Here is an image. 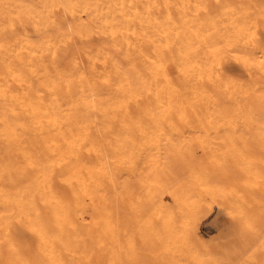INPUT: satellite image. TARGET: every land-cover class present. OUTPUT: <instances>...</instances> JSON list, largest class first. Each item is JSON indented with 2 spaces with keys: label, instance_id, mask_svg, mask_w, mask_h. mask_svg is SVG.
I'll use <instances>...</instances> for the list:
<instances>
[{
  "label": "bare ground",
  "instance_id": "1",
  "mask_svg": "<svg viewBox=\"0 0 264 264\" xmlns=\"http://www.w3.org/2000/svg\"><path fill=\"white\" fill-rule=\"evenodd\" d=\"M26 1L3 0L2 3L0 2V264H124L125 261L134 258L135 256H138V252L144 250V248L145 250L147 248L152 250L156 249L157 251L153 250V252L156 251L157 253L158 251H160V253H158L160 259H163L165 256L167 257L168 255L169 256L171 255V257H175L176 255L175 252H180L183 254H187V256H189L188 258L191 259L192 264H220L222 262L221 259L219 257L210 255L211 249H209L210 253H208V249L205 247L203 242H206V245L208 243L206 240L202 242L201 240L202 236L197 231V225L199 219L201 217H204L205 211L209 209L212 204L215 203L217 204L219 209L225 211L224 214L226 213L228 215H232L237 218L239 225L241 227V228L239 227L240 229H242L243 231L244 230L248 232L250 231V234L248 232L247 234L244 233V236L245 235L247 236L243 238V239H247L248 242H246L247 241L246 240L244 244L239 243L242 244L243 250L241 249L242 251L241 250L240 251L245 255V258H242L238 264H255V261L257 260L258 257L255 256L256 254L255 252L259 250L264 252L263 251L264 237L259 238L260 235L258 230H260V228L257 230L256 227L257 225L256 217L260 219L262 218L259 217L260 214L258 215L256 214V212H255V214L257 215L256 217L251 212L250 213L247 212L245 201L248 198V195H250L252 191L257 192V195L254 192L252 193L256 195V196L253 195V197L258 201L260 199V197H257L259 196V194L264 196V174L262 175L258 173L259 171L257 170V168L255 169V171L253 169H250V166L253 165L250 160V158L253 157V155L252 157L250 156L252 153L251 154L249 153L250 155L248 154V156L246 155L247 158L244 157L245 156L244 154H243L244 156L242 155V153L239 154L241 150L240 147L242 148V150L243 148L246 147L245 141L249 137L246 139V135H245L244 137L246 140L243 139L244 138L243 133H245V131L243 130L244 132L240 133L242 132V129L237 128L238 125L237 119L240 116L241 117V119L239 117L240 121H243L245 125L252 126L253 128L255 127L254 129L257 128L256 133H258V135L252 132L253 129H250L251 130L250 132L256 135V137H254L253 134L250 135V139L252 138L251 136H253V138L257 139L255 140L256 143L257 141L260 142L264 141V137L262 136L264 134L263 87H261L260 84L253 83L259 86L256 87L258 89L255 88L251 89V90H255L253 94L251 95L247 94L248 95L247 97L243 96L245 97V99L243 98L244 100L240 99L241 96L238 95L240 96L238 98L239 100H241V102L238 100L240 103H238L239 105L236 106V112H234L233 110L235 108L234 109L233 107L232 109L226 108L228 106L226 105L225 107L224 105L226 103H229V99L234 98L235 96L232 95L233 97L230 96V98L229 96H226L225 93L222 92L223 89L219 88L220 85L217 86L216 84L211 82L209 83L210 85L208 84L210 86L209 89L208 87H206V85L205 87L202 86L199 79L200 76L193 78L184 76L185 83L188 86L187 88L190 92L187 93L190 94L191 97L195 98L197 101H201V103H203L204 105V110H205L204 115L199 113V111L195 109L196 106L189 103L190 100L187 99L188 103H186L187 102L186 101L184 102V104H188V106H190L191 104L189 110L190 112L193 113L194 120H192L189 118L190 117L189 114L188 117L183 110L182 111L180 110L181 112L177 111L176 114L174 113L175 115L171 114L170 104L172 100L171 101L168 100L169 97L167 96V94L168 91L174 90L173 87L171 86L173 84L170 83V80H168L167 78L168 75L164 73L166 71L162 72V70H160L162 68H160L159 69L160 72L158 73L160 74L162 72L161 75H163V78L162 76L160 77L164 79V83L160 88H156L155 86L154 87L152 86L153 88L150 96L151 98H148V100L147 98L143 99V101L146 102V104L142 107L143 109L138 108L140 110V113L142 110L145 111L143 112V114H141L143 116H139V114H137L136 111H139L137 109L139 105L138 103H141L140 101L142 100H140L138 97L137 88L139 86L138 83L141 84L143 81H145L146 78L142 82H140L141 78L138 77L140 75L137 74V67L140 66L139 65L140 63L139 64L137 63L139 65L137 66L134 62L135 61V59L133 58L134 56L130 57V55L132 53L133 55L137 56L135 53L136 51H138L137 49L140 46L137 47V45L133 44L130 40V43L128 42L129 45L132 43V45H134L137 48L134 49L132 47V49H134L133 52L135 53L131 52L132 49H130L131 51L129 50L130 46L127 47V39L129 38V37L127 38V35L129 36V34H126L125 36L124 35L126 33L125 31L122 32L123 35L121 34L122 38L126 37L124 39L125 40L124 45H121L123 43H120L118 41L115 42V40L118 39V37L114 36L116 39L114 38L115 40L113 42H112L113 37L112 36L110 37V35L111 34L113 35L114 32L118 29L116 27L117 26L116 22L119 20V18L121 23L123 24L125 23L123 30L124 29L125 30L127 29L129 31L131 30L132 35H134L133 34L134 32H137L136 35L139 36L138 35L139 31H137L139 27L137 29V27L135 26L137 29L135 31V28L133 29L132 25H127V23L129 22V21L127 22V20H130L132 14L133 17L137 15L134 14L135 13L134 3L137 1L117 0L118 1L117 2L116 0H101V1L91 0L89 1L90 2L89 3L88 0L86 1L84 0L86 3L88 2L89 4L88 3L84 4L85 2L81 4L82 0L81 2H79L80 0H37L36 4L34 3L33 0L31 2L33 4L27 3ZM38 1H41V3L45 2V4L42 5L43 3L40 4ZM55 1L57 2V4L59 2L63 4L64 10L67 12V14H64L65 17L66 15H69L73 19L75 18L74 16L76 15L77 16L76 19H77L79 18V16L82 15V14L80 15V13L82 12L84 13L83 15L85 14L88 15L89 20L95 19V22H93L94 20L91 22L93 23V25H96L95 29L98 26L97 28H99L98 31L100 35L102 34L101 33L102 31L105 32L108 31L109 33L108 36L110 37L109 39L111 40L112 43L111 45L109 44L106 45L102 42L96 43L93 40L92 41L95 43L94 44L92 43L93 44L92 45L90 38L86 40L87 42L90 39V44L92 45V47L91 46L90 47L92 48L93 52H91L92 53L91 56H89L88 53H86L88 55L87 56L88 60L86 63L83 64L84 66L86 64L85 67H83L82 65L79 64V62H77L76 59L78 58L76 56L78 54L75 55L76 58L73 57L71 59L70 57L71 54L68 52V54L70 55H67L66 53L68 50H65V48L66 47H67L66 49H68V47L71 48L70 40L72 38L74 39V37L71 38L70 36L69 38L67 36L68 32H65L64 30V29H68L66 28V25H64L65 17L62 18L64 22L63 24L62 21L58 22V20H55L54 19L55 16L52 17L50 15V11L52 10L51 14L53 12V7L50 4L52 3L55 5V3H53ZM257 1L258 0H256V2ZM262 1L263 0H260L261 3L259 4L261 5L260 7L264 8L263 7L264 2L262 4ZM49 2L51 3L49 4ZM179 2L181 3V7L183 9L188 6L191 0H179ZM205 2H207V0ZM247 2H245V4ZM141 3H144L143 0H141ZM236 3H238L239 5V2ZM62 4H58V5L62 6ZM154 4L156 6L155 2ZM209 4L211 3L209 2ZM226 4L228 6L229 3ZM233 4L234 3H232V5ZM257 4L258 3L254 4L253 6L255 5L259 6ZM39 5L40 7H38ZM199 5L202 6V4ZM230 5L231 4H229V6ZM137 6L139 7V5ZM223 7L224 6L220 8V11L221 9L224 10V8H226V14L228 12L227 10L234 11L232 9L235 8L234 5L231 8L230 7L223 8ZM248 7H246V5L245 7L241 6V9L243 8V11H245L246 9H248ZM45 8L47 9V11L45 10ZM55 8L57 9V11L55 12L56 13L59 12L57 13L59 15L62 7H59L61 8L59 11L56 5L54 6V10ZM236 8L238 9L237 5ZM223 10L222 13L224 14L225 10L224 11ZM238 10L236 11L238 12ZM55 12L53 13V15L55 14ZM138 12H140L141 14L143 13L141 11ZM147 14L148 13H146V15ZM232 14H234V12ZM238 14L236 13V16L234 15V17L239 18ZM253 14H255V12ZM146 15H144V19L146 18ZM149 15L151 16V14ZM155 15L156 17L160 16V15L157 16V13ZM216 15H213V17L214 16L216 17ZM232 16H230V18H234ZM207 17L208 16H206L205 18ZM84 18L83 20H85V22L84 21L82 23L80 22L81 23L80 25H78L79 22L77 24L79 29L78 27L74 29L75 24L73 25L74 27H72L71 25L72 33L75 32L74 30L77 29L76 32H78V30H81L82 28L85 31L84 28L85 26H89L91 28L90 26L91 22H89L87 19ZM148 18L149 19H145V20L142 18L141 21L143 20L154 21L156 19L155 18L153 20V17L152 19H150V17ZM184 18L187 19V17H182V19H180L183 21V22L181 21V23L184 24V26L182 25L183 27L182 26L180 27L179 26L180 23H179L178 29L184 28L186 30L185 33H183L184 34L183 42L180 40V43L182 42L183 44L181 43V45H184L185 47L184 49L187 50L189 49L188 43H191L190 42L191 40H189L188 42L187 39L190 38H187V35L189 36V34L193 32V36L195 34V37H197L196 36L197 34L195 32L198 30L193 31L192 28H194L196 25L193 26H191V24L188 25V21H187L188 19L185 20ZM210 18L207 19L208 21H206L205 19L206 26L207 24L209 25L211 24L209 28L205 29V31L206 30L209 31V29L211 30L210 35L209 36L207 35L209 34L207 33V31L206 33L205 31H202L203 28H206L203 26L204 19L201 24L203 28L201 25H199V28L201 27L202 33L204 32L203 35L205 34L207 37H202L203 36L202 34L200 33L198 34L200 36L199 38L201 39V42H198L199 43L198 45H200V43H202V45L208 44V47L206 48L207 49L206 55L212 53L210 48L214 50L216 48L220 49L217 47L218 42L216 39L218 38L223 39V43H224V35L225 38L227 37L225 32L224 35L221 36L222 34L221 31H224V29L222 28L223 29L222 30L220 28L219 29H216V27L214 28L213 25L214 22L212 24ZM136 19L138 18L136 17ZM183 19L186 21V23H184ZM242 19L243 18L239 20L237 19L238 21L232 20L235 22L234 25H233L234 22L232 21L231 24L227 22L229 26H227L224 23L227 27L233 26L232 28H235L236 25L237 28L238 26L237 28L238 35L237 32L235 34L236 37L233 35L234 34L233 32L234 29H233L232 30L233 33L229 31V33L230 32L232 33V34L230 33L232 36L228 35L230 36V39H228L229 38L228 37L226 38L225 41H227L228 39V41L229 42L232 41L231 43L233 44L234 41L235 43L238 41L237 36H239V33H241L240 28L245 23L243 22L242 25V21H244ZM80 20L82 19L80 18ZM224 20L218 22H223ZM86 21L89 22V25H86L87 23ZM138 21L140 20H137V22ZM152 21L149 23L146 21L147 25L149 26V24L152 23ZM169 21L171 20L169 19ZM169 21L167 22V25L173 22V21L171 22ZM239 21L241 24L239 23ZM251 21H249L250 24L248 23L247 24H248V28H250L249 26H251V29H253L252 27L255 24V22L253 23V25H251ZM67 22H66L67 26L68 25L70 26V22L69 21ZM96 22L97 24H94ZM27 23L30 24L29 27L35 34H31L28 32ZM238 23L241 26L238 25ZM260 23H257L256 21V26L257 24L260 25ZM71 24H73V22ZM83 24L85 25L80 29L81 25ZM123 24L122 25L119 24L121 26L119 27V29L120 28L122 29ZM133 24L140 26V29L142 27V25H140L139 22H138L139 25L135 24L134 22ZM160 24L162 27L163 25L166 26V24L164 23H160ZM174 24L175 26L177 25L176 23ZM174 24H172V26ZM161 26L157 24V27L160 28ZM168 26H166V28H168ZM166 28H162L161 33L162 32L164 33V29L166 30ZM173 28L175 27H170L171 31H173ZM195 28L197 29L198 26H196ZM244 28L247 29L246 25ZM244 28H242V32L244 31ZM256 29L257 28H255V30ZM48 30L50 32H52V30L55 31L54 34L56 35L58 33L57 36H59L60 42L62 39L68 38L69 41L68 40L67 41L69 42V46L66 45V43L63 41V43H65L63 45L65 47L63 50L64 52L61 53L63 47L61 46L62 47L61 48L60 46L56 45V43L59 41L56 40L57 42H55V40H53L50 36L52 35V33H49ZM142 30H144V28ZM148 30H146V32ZM187 30L188 31L190 30V33L187 32ZM218 30L221 31L218 32ZM91 31L89 30V36L91 35L93 36L95 34L94 32H93L94 34L92 33L90 34ZM177 31L174 30L173 34ZM79 32L83 33V31L82 32L79 31ZM146 32L143 33L145 34ZM80 33H78L79 36L81 35ZM97 34L98 32H96V35ZM104 34L106 35L107 33H103V35ZM144 34L142 35L144 36ZM243 34L245 35V39H244V35H242L243 36L242 40H244L245 42L238 41V43L240 42V45H242L241 43L247 42L246 41L247 40L246 38H248L247 34L249 35L250 32L247 29L245 30V32H243ZM86 35L84 32V36H80V37H85ZM114 35H116V33ZM57 36L56 38H58ZM164 36H165L164 34L163 37L161 36L163 42L166 40V39L164 40V38H166V36L165 37ZM242 36L240 34L239 37L241 38ZM258 36L257 39H259ZM95 37L93 39H95ZM179 37L182 36L179 35ZM77 38L80 42H82L79 37ZM134 38L132 39V41L136 43L137 40L135 39L136 41H134ZM141 38L144 39L143 37L140 36L139 39ZM156 38L154 36V38L152 39H156ZM107 40L105 41L106 43H108ZM148 40L151 43V40L150 39ZM147 41L146 42L142 41V42H144L143 44H145L148 43ZM161 41H160L161 43L160 45L162 46L163 42ZM195 41L197 40L196 39L194 40L193 46H195L196 44ZM251 41L252 40L247 42V44H249ZM153 42H155V40H152L151 44H153ZM157 42L159 43V41ZM157 42L156 45L158 46ZM166 42L167 40L165 41L164 45H167V43H169L170 41L167 43ZM175 42L173 45L176 46ZM225 43L224 45L225 46L227 45L226 47H228L229 46L228 42L226 44ZM80 44L78 45L79 47H81ZM82 44L85 45V43ZM119 44L121 46L126 45L124 51L126 55L123 54L124 47H119L120 46ZM151 44H150V50L152 49V52L156 51L155 49H157V46L155 45L152 46ZM253 44L254 42L253 43L251 42L252 47L254 46ZM262 44L264 45V43ZM193 46L191 44L190 48H192ZM237 46L235 47L237 48L236 51L239 50ZM249 46L250 45H248L246 51H242V49L239 50V52L241 51L243 53L242 54L240 52L244 58L246 57L245 54L248 52L247 50H249ZM59 47L61 49H59ZM85 47L88 48L87 46ZM81 49L83 48L81 47ZM203 49L205 50V48ZM208 49L210 50V52ZM225 49L226 48L223 47V51H225ZM253 49H256V47ZM87 50L88 52L90 51L89 48ZM201 50L199 52H202ZM233 50L231 51L234 52ZM69 51L71 52V49ZM148 51L149 50H147V52ZM257 51L256 53L255 52L253 53L255 54L254 57H256ZM179 52H181V50ZM179 52H175L174 56L177 57L180 54ZM183 52H185V50ZM203 52L201 53V55L198 54L197 59L195 55H192L191 52L188 55V56L192 55L189 58L191 59V62H194L196 68L203 66V64L201 63L202 61L203 63H205V60H202L204 56ZM73 53L75 54L76 52L73 51ZM156 53L158 54L157 55L158 59L156 60L158 61V63L160 62L159 66L162 63L163 64L162 67L163 69H165L166 66H164V64L166 62H164L165 59L162 57L163 55L162 51L161 53L155 52V54ZM227 53H229V50ZM249 53H247V55ZM155 54L151 53L152 56H154ZM215 54H220V53L216 51ZM233 54L237 55V52L236 54L235 52ZM213 55L214 53L211 54L210 57L212 56V59H215L216 55H214L215 57H213ZM259 55L262 54L260 53ZM67 56H69L71 60H69L68 62H64L65 59L63 58ZM181 56L182 55L180 54L179 57ZM239 56L237 55L236 57L241 61L242 64V62H244V58L240 57L242 58L243 60L242 61L240 58H238ZM219 57L220 56L218 55V58ZM247 57L245 59V64L248 63L246 60L248 61L249 59L251 60V57H249V59ZM205 58L206 57H204V59ZM233 58L234 57H232V59ZM145 59L148 60V57H145ZM179 59L185 60L186 57L185 59H182V57ZM198 59L201 60V62H199ZM261 59L264 60V58L262 57ZM85 60L86 59H84V61ZM146 60L143 59L142 61H146ZM149 60L152 59L149 58ZM177 60L178 57L176 58V60H172L174 61L175 63L174 67L176 68L177 66L175 65L177 64L176 62H178ZM181 60H179V63ZM169 61H171V59ZM252 61L255 62L256 60H252ZM258 62L260 63V61H256L253 64H256L258 66V69L260 71L262 70V72H259L257 70L258 73H255V75L256 74L260 75V73L264 75V70L259 67ZM151 63L153 64V66L156 65L154 61H152ZM187 64L188 62L186 63V65ZM194 64L190 63L187 66L181 64L180 66L183 65L184 68L185 67L190 68L191 65L193 66ZM213 64L215 65V61ZM217 64L218 63H216V66ZM216 66L214 67L216 68ZM251 67L252 66L248 67V70ZM150 68L151 67H149V70ZM156 70L158 71V69ZM202 70L204 69L199 70L201 71L200 72L201 74L203 72ZM206 70L204 71L205 73L203 72L204 75L202 76H205V74L207 73ZM243 70H247V69H243ZM192 71H194L195 74H198L195 68ZM247 71L246 74H248ZM249 71L251 72V70ZM139 72L141 71L139 70ZM173 73L175 75V72ZM253 73L254 72H252V74ZM185 74L186 73H184V75ZM151 75L154 76V74L150 73L149 78H152ZM174 75L172 74V76ZM194 75L192 74V76ZM263 75H260V78L261 76L263 77ZM250 76L249 79L252 78V77L250 78ZM233 77L237 78V76H233ZM258 78L256 77V80ZM209 79L210 81H213L212 77ZM252 79L254 80L255 77ZM216 80L218 81L217 78ZM222 80L225 79H221V81ZM263 80L264 78L262 79V81ZM205 81L206 80H204L203 82L204 84ZM155 82L156 81H154V83ZM236 82H239V79ZM185 83H182V85ZM223 83L225 84V82ZM193 84H194V88H193ZM199 84L201 85L199 86ZM261 84L263 85L264 83ZM231 85H234V83ZM144 86L141 87L142 91ZM230 88H232V86H230ZM178 89L180 91L179 87ZM232 89H235L234 86ZM239 89L236 91V93L239 91ZM228 91H229L228 93L231 95L232 90L229 89ZM141 92L140 94L142 97L143 92L142 93ZM145 92H149V91L145 89L144 94H146ZM163 92L165 94H162ZM236 93L234 94L236 95ZM147 95L148 94L144 96ZM170 98H172V96ZM173 100H176V98ZM130 102H131V106L129 105ZM230 103L232 104V101ZM230 103L229 105H231ZM184 108L186 109V106ZM172 109L174 111L176 110V108L175 109L172 108ZM222 126H227L226 128L227 130L224 131L225 128L223 127L224 128L223 130ZM238 126L241 127V125ZM196 127L198 128L203 127L205 129L208 128L210 132L209 133L204 132V134L208 136L214 135L213 137L217 136L220 140L222 141L225 140L223 144L222 142H220L221 144L219 143L216 146L212 144L216 140L212 143H209L208 146L206 145L208 149L211 144L214 146L210 148V151H212V149L217 147L218 149L213 150L214 153L216 152V154H219L217 153V150L218 151L221 150L224 144L227 143L226 144L227 148L223 146L227 150L234 141H236V144L239 142L240 147L235 148L232 144L231 147L234 148H232V150L229 148L230 156L232 154L231 152L235 153L234 155L237 160L235 161L234 159L235 162L234 161L233 162L237 163L238 161H240V163H242L241 165L245 166L246 171L244 175L246 178L242 175L241 178L239 177V179L241 180L244 177L245 180L243 179L244 180L243 183L245 184L248 183L249 188L241 181L240 183H242L243 186L245 185L247 188L244 187L245 189L244 188L241 189L240 187L231 184L229 186L226 185V183H224L226 185L225 186L222 185L219 179L218 182L221 184V186L218 185L219 183L217 184L215 181H214L215 183L212 185L213 177H215L216 179L217 177H221L222 175H224V173L221 176H219L220 173L218 175L217 173H215V175L213 176L210 175L212 177L211 179L207 171H206L207 174L206 173L204 174L203 172H196L197 171L195 169L196 166L194 168L191 161L194 162V159L197 158V161L195 162H198V164L199 162H202L201 160L198 161L199 160L198 158L200 156L199 154H203V152L200 153L199 150V153L197 154L198 157L192 160L191 158L194 156L192 155L191 157V153L195 148L193 147L194 148L193 149L190 147L191 148L190 151L188 147L185 148V146H182L184 144L190 146V144L192 143L190 142L189 139H187L188 135L189 138H192L191 141L193 140L195 141V139H193V137H195L194 135L184 131L189 130L192 132L194 131L193 129H195ZM245 127L244 129H246ZM218 128L222 129V131L219 132ZM184 133H186L185 135L188 134L187 136H185L186 138L184 137ZM191 135L193 137H190ZM195 135L197 136V134ZM198 136L197 138H199ZM203 137H205V135ZM257 137L258 138L262 137L263 140H261V138L259 140ZM173 138L175 140L179 139L177 141L178 143L174 142L175 140H173ZM206 139H208V137ZM201 140H203V138ZM198 141L200 143L202 142L200 141V139ZM209 141L210 140H208V142ZM197 143L198 142H196L195 144ZM215 143L218 142L216 141ZM175 144L177 145L175 146ZM179 146L180 147L182 146L184 148L183 149L179 148ZM202 146H200L199 149L202 148L201 150H205L206 153L208 154L210 153L209 155L213 153V151L209 152L208 149L206 150L205 149L206 146H204L205 148H203ZM249 147L252 148L251 146ZM261 147L262 146H260V148ZM257 148H259V145L257 146ZM222 149L223 151H225L224 148ZM253 149H254V145H253ZM263 149L264 148H261V150ZM244 150H246V148ZM255 150L258 151L257 149ZM228 151L226 152L228 153ZM249 151L251 152L250 149ZM256 151L255 153H257ZM226 152L223 153L226 154ZM255 153L253 154L255 155ZM208 154H204V155L206 156L207 160H210L211 157ZM257 154L259 155V153ZM176 156L179 158L181 165L187 164L188 160L190 159L189 162H191L192 165V166L190 165V167H193L196 173L195 172L192 173L190 171V167L187 165L188 166L187 170L190 171V172L187 171L189 172L188 176L183 177V175L181 176L180 174L178 178V176L174 174V170L177 169V171L175 172H177L178 174V170L180 169H178V167L173 169V167L171 166L173 164L175 165V162H178L179 164V161L176 158ZM211 156L214 157L213 154ZM249 156L250 158H248ZM231 157L232 159L234 158L233 156ZM254 158H256V156ZM258 158L261 160L260 156L257 157V159ZM219 160L221 159L218 158V161ZM181 161H183L184 163ZM261 161H263L264 163V160ZM171 162L173 163L171 164ZM240 163H237L238 165L237 167L239 168H241V166H239ZM201 164L203 163H200V166ZM230 164L228 163V165L231 168L233 166L232 165L233 163ZM206 165L207 164H205V166ZM206 167L209 168L208 165ZM171 168L173 169V172ZM201 168L199 170H201ZM253 168H255V166H253ZM222 169H217V170H219L218 172H221V170L225 171L224 167ZM242 170L244 171V169ZM256 170L258 172H256ZM260 170L262 169L260 168ZM236 171L238 170L236 169ZM240 174H242V172ZM233 175L231 174L230 176ZM235 176L237 177V174ZM232 178L234 180V177ZM233 180L231 181L233 182ZM235 180H237V178ZM259 182L262 183L258 184ZM262 200L263 199H260V202ZM258 210L259 209H257V212ZM207 212L208 211H206V213ZM261 223L263 225L261 226V224H259V226H261V228L263 229L264 223L263 221ZM235 226L237 227L238 224L237 225L235 224ZM235 230L236 229H234V232ZM262 233L260 232V234ZM229 237L231 236L229 235ZM243 239L239 238L240 240L239 242H243L242 241ZM134 241L138 242L139 245H136L137 247H139L140 245L143 246V247L141 246L142 250L140 248L138 249L137 247H134ZM236 241L234 243H236ZM225 243L227 244L228 242L226 241ZM225 243L224 245H226ZM232 245L231 247H229L228 250L234 248V245L233 247ZM223 247L221 250H224ZM239 247H238V251H239ZM236 248L237 247L235 246L233 252L237 250ZM216 249L217 251L219 250L218 248ZM221 250H219L220 256L222 253H224L221 252ZM147 252L148 250L145 251L144 253L148 254ZM151 252L152 251H150L149 253L150 255H152ZM230 252L232 254L231 250ZM259 252H257L256 255H259L258 254ZM164 254L166 255L164 256ZM231 254L227 257L229 258ZM235 254L237 256L238 253ZM243 254L242 255L240 254V256L244 257ZM155 255L153 260H157L158 255L156 257ZM224 256L226 257V255ZM136 258L137 257H135L134 259ZM140 260L143 261L142 258L139 259L138 261ZM148 260L151 261L152 259H148ZM175 260L177 262V257ZM158 261L159 260H157V263H159ZM164 261H165L164 263L167 264V261L169 260L166 259ZM224 261L226 262L225 259ZM180 263L182 262L180 261L177 262V264ZM170 264L173 263L170 262ZM229 264L231 263L229 262Z\"/></svg>",
  "mask_w": 264,
  "mask_h": 264
},
{
  "label": "rangeland",
  "instance_id": "2",
  "mask_svg": "<svg viewBox=\"0 0 264 264\" xmlns=\"http://www.w3.org/2000/svg\"><path fill=\"white\" fill-rule=\"evenodd\" d=\"M3 1V0H2ZM2 1L0 0V2L2 3ZM22 1V0H21ZM26 1V0H25ZM34 1V3L36 4V2H37V0H33ZM86 1V0H85ZM84 0H82V2H81V0L79 1V2H81V4H83V2H85ZM89 1H91V0H88V2ZM94 1V0H93ZM101 1V0H100ZM117 1V0H116ZM137 2H135L134 3V8H135V10H134V14H137L135 17H133V14H132V17L130 18V20H127V25H132L133 26V29L135 28V31L138 29V27H139V29L137 30V31H139V36H137L136 35V33L137 32H134L133 34L134 35H132V31L130 30H123V27H124V24L123 23H121L120 22V18H119V20L117 21V19H116V24H117V28L119 29V27H121L119 24H123V26H122V29L120 28L119 30L117 29H115L116 31L114 32V34L116 33V35H110V37L112 36L113 38H112V42L116 39L115 37H118V39H116L115 40V42L116 41H118V42H120V43H123V44H121V45H124V42H125V38H122V32H126L124 35L126 36V34H129V36L127 35V38L129 39H127V47H129V50L130 49H132V47L134 48V49H137L134 45H132V43L133 44H135V45H137V47L138 46H140V47H138V51L140 52V54H139V52L138 51H136V53L135 52H133V50L134 49H132V51L131 52H133V53H135L137 56H135V55H133L131 52H129V51H127V52H129V53H131V55H130V57H132V56H134L133 58L135 59V64L137 65V66H139V67H137V74H139L140 76H138L139 78H141L140 79V82H142L145 78V81H143L141 84L140 83H138V88H137V90H138V97H139V99L140 100H142V101H140L141 103H138L139 105H138V107H137V109L139 108H142L145 104H146V102H144L143 101V99H145V98H147V100H148V98H151L150 96H151V93H152V88L155 86L156 88H160L161 86H162V84L164 83V79H162L163 78V75H161V73L163 72V71H166V72H164V73H166V75H168L167 76V78H168V80H170V83H172L173 85H171L172 87H173V91H168V94L169 95H171L172 96V98H170L171 96H169L167 93V96L169 97V101H171V104H173V105H171L170 104V108H171V114H173V115H175L176 113H177V111H179V112H181L182 110L184 111V113H186L187 114V116H188V114H189V118L190 119H192V120H194L193 118V113L192 112H190V110H189V107L191 106V104L192 105H195L196 107H195V109L196 110H198L199 111V113H201V114H205L204 112H205V110H204V105H203V103H201V101H197L195 98H193V97H191V95L190 94H188L187 92H189V90H188V86L186 85V83H185V79H184V76L185 77H199V79H200V82H201V84H202V86H204L205 87V85H206V87H210L209 85V83H214V84H216L217 86H221L222 85V83L223 82H225V84L223 83V87L225 88H223L222 86L220 87L219 86V88L220 89H223V91L222 92H224L225 93V95L226 96H229V98H230V96H235V97H237V98H230L229 99V103L232 101V106L231 105H229V103H226L224 106L226 107V105L228 106V107H226V108H231L232 109V107H233V111L234 112H236V106H238L239 104L238 103H240L241 102V100H239V98L238 97H240V99H245V97H247L248 95L247 94H249V95H251V94H253L254 93V91L255 90H251V89H253V88H255V89H258V88H256L258 85H255V84H260V86L261 87H263V90H264V84L262 85L261 83H264V80L262 81V79L264 78V75L263 74H261L260 73V75H263V77L261 76V78H260V75H258V74H256L255 75V73H258L257 72V70L259 71V72H262V70L260 71L259 69H258V66L256 65V64H253V63H255L256 61H260V63L258 62V65H259V67L260 68H262L263 70H264V60H262L261 59V57L262 58H264V45L262 44V43H264V26H263V24H264V13H263V10H264V8H262V7H260L261 5L259 4V3H261L260 2V0H258L257 2H256V0H255V2H254V0H251L252 1V3H251V1L250 0H207V2H205L206 0H196V1H194V0H191V2L193 3V5H192V3L191 2H189V4H188V6L187 7H185V8H183L182 9V7H181V3L179 2V0H154V1H151V0H143V2L144 3H141V0H136ZM242 1V2H241ZM248 1V2H247ZM27 3H30V4H33V3H31L32 2V0H28V1H26ZM40 4H42L41 3V1H38ZM87 2V3H88ZM118 2V1H117ZM154 2L156 3V6H155V4H154ZM158 2H160V3H158ZM195 2V3H194ZM209 2L212 4H209ZM236 2H239V5H238V3H236ZM245 2H247L246 4H245ZM263 2H264V0L262 1V4H263ZM51 2H49V4H50ZM53 3H55V5H56V7H58V11L61 9V8H59V7H62V9L60 10V14L58 15L57 13H59V12H55V11H57V9L55 8V10H54V4H50L52 7H53V12H52V14H51V8H50V15L53 17V16H55V20H58V22L59 21H62V23L64 24V22H63V17H65V15L64 14H67V12L64 10V8H63V4L61 3V2H59L58 4H62V6L61 5H58L57 4V2L55 1V2H53ZM86 2L84 3V4H87ZM90 3V2H89ZM88 3V4H89ZM139 3V4H138ZM180 3V4H179ZM206 3V4H205ZM224 3H225V5H224ZM226 3H229V4H231L230 6H229V4H228V6H227V4ZM232 3H234L233 5L235 6V8H236V5H237V7H238V9H240V10H238L237 8H236V10H238V12L235 10V8H233L232 10H234V11H230V10H227L228 12H227V14H226V8H224V7H233V5H232ZM236 3V4H235ZM242 3V4H241ZM251 3V4H250ZM256 3H258L257 5H259V6H253L254 4H256ZM38 4V3H37ZM45 4V2L42 4V5H44ZM48 4V5H49ZM139 5V7L137 6V5ZM142 4V5H141ZM144 4H145V6H144ZM179 5V6H177V5ZM199 4H202V6L201 5H199ZM209 4V5H208ZM148 5V6H147ZM158 5V6H157ZM159 5H161V6H159ZM214 5V6H213ZM245 5H246V7H248V5H249V7H248V9H246L245 11H243V8L241 9V6L242 7H245ZM264 5V4H263ZM141 6V7H140ZM165 6V7H164ZM208 6V7H207ZM222 6H224L223 8H224V10L223 9H221V11H220V8H222ZM38 7H40V5L38 6ZM144 7H146V8H144ZM149 7V8H148ZM161 7V8H160ZM163 7V8H162ZM201 7H203V8H205V9H203V8H201ZM264 7V6H263ZM143 8V9H142ZM189 10H188V9ZM261 8H262V10H261ZM146 9V10H145ZM45 10L47 11V9L45 8ZM64 10V11H63ZM160 10V11H159ZM166 10V11H165ZM194 10H195V12H194ZM201 10V11H200ZM222 10L224 11V14L222 13ZM242 10V11H241ZM63 11V12H62ZM137 11V12H136ZM138 11H141V12H143L142 14L140 13V12H138ZM158 11V12H157ZM163 11V12H162ZM219 11H220V13H219ZM230 11V12H229ZM235 11H236V13L238 14V17L239 18H237L238 20L239 19H241V18H243L242 20H244V21H242V25H243V22H245L244 23V25L240 28V32L241 33H239V36H240V34H241V36L242 35H244L243 34V32H245V30H249V32H250V34L248 35L247 34V36H248V38H246L247 40V42H249L250 40H252L251 42L253 43L254 42V46L252 47V45H251V42L249 43V44H247V42L246 43H241L242 45H240V42H245L244 40H242V38H243V36L240 38L239 36H237V40L238 41H240L239 43H238V41L235 43V41H234V44L233 43H231V42H229L228 41V39H230V36H228V35H231L233 32H234V36H235V34H236V32H237V28H238V26H237V28H236V25H235V28H232V27H227V26H229V24H231L232 22H234V21H238L235 17H234V15L236 16V13H235ZM45 12V11H44ZM55 12V14L53 15V13ZM61 12H62V15H61ZM66 12V13H65ZM76 12H78V11H76ZM148 13L147 15H146V13ZM150 12V13H149ZM166 13V15L168 16H166L165 15V13ZM234 12V14H232ZM255 12V14H253ZM46 13V12H45ZM44 13V14H45ZM80 13V12H79ZM86 13V12H85ZM139 13V14H138ZM145 13V14H144ZM157 13V16L158 15H160V16H158V17H156V14ZM199 13V14H198ZM214 13V14H213ZM230 13V14H229ZM252 13V14H251ZM259 13H260V15H259ZM262 13H263V15H262ZM58 16H57V15ZM76 14V13H75ZM74 14V15H75ZM82 14V15H81ZM84 13H80V15L81 16H79V18H77L76 19V15L74 16L75 18H71L69 15H66V17H67V19H66V17L64 18L65 19V24L64 25H66V28H68V29H64L65 30V32H68V34H67V36L70 38V36H71V38L72 37H74V39L72 38L71 40H72V42H71V40H70V46H71V48L70 47H68V49H66L63 45L66 43V45H68L69 46V40H68V38H65V39H62L61 40V42H60V38H59V36H57L58 35V33H57V35L56 34H54L55 33V31H53L52 30V32H50L49 30H48V32L49 33H52V35H50L51 36V38L53 39V40H55V42H57V41H59V42H57L56 43V45H58V46H62L61 48H62V50H61V53L62 52H64L63 50H64V48H65V50H68L66 53H67V55H70V57H71V59L73 58V57H75V55L76 54H78L76 57L78 58V59H76L77 60V62H79V64L80 65H82L83 67H85L86 66V64H85V66L83 65L84 63H86L87 62V60H88V58H87V56L89 55V56H91V52H93V50H92V45L96 42H98V43H100V42H102V43H104V44H106V45H111L112 43H111V40L109 39L110 37L108 36V31L107 32H105V31H102L101 33V35H100V33H99V31H98V29L99 28H97L96 27V29H95V26L96 25H93V23L91 22V21H93V22H95V19H90L89 20V17H88V15H83ZM146 15V18L145 19H149L148 17H150V19H152V17H153V20L154 21H152V20H146L148 23L149 22H151L152 21V23H150L149 24V26L147 25V23H146V21H144L145 19H144V15ZM149 14H151V16L149 15ZM153 14V15H152ZM204 14H205V16H204ZM207 14V15H206ZM219 15V16H217V15ZM61 15V16H60ZM154 15H155V17H154ZM213 15H216V17L214 16L213 17ZM222 15V16H221ZM233 15V16H232ZM241 15V16H240ZM141 16V17H140ZM143 16V17H142ZM180 16V17H179ZM206 16H208L207 18H205ZM230 16H232V17H234V18H230ZM263 16V17H262ZM85 17V18H84ZM87 17H88V19H87ZM136 17L138 18V19H136ZM140 17V18H139ZM160 17V18H159ZM162 17H166L165 19L164 18H162ZM182 17H187V19L186 18H184L185 20H187L188 21V25H190L191 24V26H193V25H196V26H198V28L196 29L195 27L194 28H192L193 29V31H196V30H198V31H196L195 33L197 34L196 36L197 37H195V34H194V36H193V32L192 33H190V30L188 31L187 30V32H189L190 34H189V36L187 35V38H190V39H187L188 40V42H189V40H191L190 42L191 43H188V45H189V49H184L185 47H184V45H181V43L183 42V36H184V34L183 33H185V29L184 28H181V29H178L179 28V26L181 27L182 25L184 26V24H182L181 23V21L182 20H180V19H182ZM203 17V18H202ZM210 17H212V18H210ZM241 17V18H240ZM80 18L82 19V20H80ZM83 18L84 19H87L89 22H91V28L89 27V26H85L84 28H85V31H84V29L82 28L85 24H83V25H81V27H80V29L81 30H78V32H76V30H74L75 32H71L72 31V29H71V25H72V27H74L73 25L75 24V27H74V29L76 28V27H78V25H80L83 21L85 22V20H83ZM142 18L144 19L143 21H141L142 20ZM171 20V21H173V22H171V21H169V19ZM174 20H173V19ZM190 18H193V19H190ZM196 18V19H195ZM200 18H201V20H200ZM211 19L210 21L212 22V24H213V22H214V28L216 27V29H224V31H221V30H218V32H220L221 31V36L222 35H224V32H225V34L227 35V37L226 38H228L227 39V41H225L226 40V38H225V35H224V43L226 42H228V47H226L225 45H224V43H223V39H220V38H218V39H216L217 40V42H218V45H217V47L218 48H220V49H215L217 52H219L220 54H215L216 53V51L214 50V49H211L210 48V50L212 51V53L211 54H213L214 53V55H216V58L215 59H217V60H215V59H212V56L210 57V55L211 54H208V55H206L207 53H206V48L208 47V44H204V45H202V43H200V45H198L199 43L198 42H201V39L199 38L200 36L198 35L199 33L200 34H202L203 35V33H202V31H205V29H207V28H209V26H211V24L209 25V24H207V26H206V24H205V19H206V21H208L207 19ZM225 18H228V19H225ZM53 19V18H52ZM69 19V20H68ZM71 19V20H70ZM77 21H76V20ZM122 19V18H121ZM183 19V20H184ZM203 19H204V21H203ZM225 19V20H224ZM231 19V20H230ZM255 19H256V21H257V23H260V22H262V23H260V25L259 24H257V26H256V21H255ZM137 20H140V21H138L139 22V24L140 25H142V27H141V29H140V26H137V25H134L133 24V22L135 23V24H138V22H137ZM179 20V21H178ZM184 20V23H186V21ZM189 20H191V21H189ZM198 20V21H197ZM221 20H224L223 22H218V21H221ZM230 20V21H229ZM232 20H234V21H232ZM253 22H252V21ZM67 21H69L70 22V26L68 27L67 26V24H66V22ZM74 21H75V23H74ZM88 21H86L87 23H86V25H89V22ZM126 21V20H125ZM131 21H133V22H131ZM165 21V22H164ZM171 22V24L169 23L168 25H167V22ZM196 21V22H195ZM202 21L204 22V27H206V28H203V26L201 25L202 24ZM232 21V22H231ZM241 21V20H240ZM240 21H239V23H240ZM249 21H251V25H253V23L255 22V24L253 25V29H251V26H249L250 28H248V24H250V22ZM73 22V24H71ZM78 22H79V24H78ZM81 22V23H80ZM120 22V23H119ZM130 22H131V24H130ZM145 24H144V23ZM157 22V23H156ZM183 22V21H182ZM229 24H228V23ZM61 23V22H60ZM68 23V22H67ZM119 23V24H118ZM160 23H164V24H166V26H168V28H166V26L165 25H163V27L161 26V24ZM174 23H176L177 25L175 26V24ZM179 23H180V25H179ZM195 23H197V24H195ZM199 23V24H198ZM208 23V22H207ZM217 23V24H216ZM227 25H225V24ZM238 23V25H240ZM248 23V24H247ZM78 24V25H77ZM94 24H97V22L96 23H94ZM138 24V25H139ZM157 24H159V26H161L160 28L159 27H157ZM172 24H174L173 26H172ZM218 24H219V26H218ZM235 24V22L233 23V25ZM77 25V26H76ZM92 25H93V27H92ZM154 26V28L157 30H155L154 28H153V26ZM179 25V26H178ZM199 25H201L202 26V31H201V27L199 28ZM245 25H246V27H247V29H245L244 27H245ZM30 24L29 23H27V27H28V32L29 33H31V34H35L31 29H30ZM137 27V29H136V27ZM143 26H145V27H143ZM146 26H148V27H146ZM182 26V27H183ZM186 26V25H185ZM223 26H226V27H223ZM241 26V25H240ZM261 26V27H260ZM90 28V29H88V28ZM170 27H175V28H173V31L174 30H176L177 31V29H178V31L177 32H175L174 34H173V31H171V29H170ZM65 28V27H64ZM93 28V29H92ZM144 28V30H142ZM146 28V29H145ZM162 28H166V30L164 29V33L162 32L161 33V30H162ZM242 28H244V31L242 32ZM255 28H257L256 30H255ZM78 29H79V27H78ZM96 31H95V30ZM149 29V30H148ZM222 29V30H223ZM226 29V30H225ZM234 29V30H233ZM67 30H69V31H67ZM89 30L91 31V30H94V31H91L90 32V34L92 33V34H94L93 36L91 35V36H89ZM141 30V31H140ZM146 30H148L147 32H146ZM181 30H182V32H181ZM232 30H233V32H232ZM236 30V31H235ZM79 31H83V33H80ZM151 33H150V32ZM160 31V32H159ZM184 31V32H183ZM207 31V33H209V34H207L208 36L210 35V29H209V31L208 30H206ZM206 31H205V33H206ZM229 31H231L230 33H229ZM261 31H263V32H261ZM84 32H85V37H80V36H84ZM94 32V33H93ZM96 32H98V34L96 35ZM142 32V33H141ZM143 32H146L145 34L143 33ZM155 32H156V34H155ZM258 32V33H257ZM69 33H70V35H69ZM78 33H80L81 35L79 36L78 35ZM103 33H107L106 35L108 36V38H107V36L104 34L103 35ZM120 33V34H119ZM161 33V34H160ZM177 33V34H176ZM179 33V34H178ZM122 34V35H121ZM142 34H144V36L142 35ZM150 34V35H149ZM155 34V35H154ZM163 34L166 36V38H164V40L166 39L167 40V42H169V43H167V45H164V43H165V41L163 42V39L161 38V36L163 37ZM192 34V35H191ZM58 37V38H56V36ZM60 35V34H59ZM119 35H120V38H119ZM136 35V36H135ZM145 35H148V36H145ZM152 35H154L155 36V38L157 39H152V38H154V36H152ZM179 35H181L182 37H179ZM191 35V36H190ZM201 35V36H202ZM237 35H238V32H237ZM256 35V36H255ZM259 35V36H258ZM66 36V37H67ZM115 36V37H114ZM140 36L141 37H143L144 39H139L140 38ZM149 36H151V37H149ZM164 36V37H165ZM178 37V39H177V37ZM232 36V35H231ZM257 36H258V38L261 40H259V39H257ZM77 37H79L80 38V40L82 41V42H80L79 40H78V38ZM95 37V39H93ZM135 37V38H134ZM171 37V38H170ZM194 37V38H193ZM202 37H207L205 34L202 36ZM236 37V36H235ZM88 38H90L91 39V44H90V39L86 42V40L88 39ZM105 38H106V40L108 41V43H106L105 41ZM115 38V39H114ZM134 38V41H136V43L135 42H133L132 41V39ZM221 38H223V37H221ZM232 38V37H231ZM250 38V39H249ZM252 38V39H251ZM79 41H77V40ZM84 39V40H83ZM97 39V40H96ZM98 39H100V40H98ZM124 41H123V40ZM136 39V40H135ZM148 39H150L151 40V43H152V40H155V42H153V44H151L150 43V41L148 40ZM160 39V40H159ZM170 39V40H169ZM197 40V41H195L196 42V44H195V46H193V43H194V40ZM199 39V40H198ZM244 39H245V35H244ZM57 40V41H56ZM68 40V41H67ZM77 41V42H75V41ZM95 41V42H93V41ZM102 40V41H101ZM130 40H131V44L129 45V43H130ZM148 40V41H147ZM162 40V41H161ZM180 40L182 41L181 43H180ZM193 40V41H192ZM233 40V39H232ZM235 40V39H234ZM242 40V41H241ZM260 42H258V41ZM63 41L65 42V43H63ZM142 41H147L148 43H145V44H143L144 42H142ZM157 41H159V43L157 42ZM160 41L161 42H163V45L161 46L160 44ZM175 41H177V42H175ZM179 41V42H178ZM129 42V43H128ZM156 42L158 43V46L156 45ZM174 42L176 43V46L175 45H173L174 44ZM187 42V41H186ZM257 42V43H256ZM74 43V44H73ZM82 43H85V45H81ZM153 46V45H155V46H157V49H155L156 51H154V52H152V49L150 50V44ZM155 43V44H154ZM222 45H221V44ZM225 43V44H226ZM231 43V44H230ZM72 44H73V47H72ZM80 44V46L84 49H81V47H79L78 45ZM148 44V45H147ZM172 44V45H171ZM179 44H180V47H179ZM183 44V43H182ZM191 44H192V48H190L191 47ZM233 44V45H232ZM76 45V46H75ZM120 45V44H119ZM119 46V47H124L123 48V52L125 51V46ZM132 45V46H131ZM159 45H160V48H159ZM234 45H238L237 47L239 48V50L240 49H242V51H246V49H247V47H248V45H250L249 46V50H247L248 52L247 53H249V54H252L253 55V57H252V55H247V53L245 54V52H244V54H245V56L249 59V57H251V60L249 59V61H252V60H256L255 62L254 61H252V62H249L248 60H246L248 63H246L245 64V59H246V57L244 58L243 57V53L241 54L240 52H239V50H237L236 51V49L237 48H235L236 46H234ZM57 46V47H58ZM85 46H87L88 48H89V50H90V48H91V50L88 52V48H86ZM91 46V47H90ZM142 46V47H141ZM224 48H226L225 49V51H223V47ZM259 46V47H258ZM59 47V49H61ZM77 47V48H76ZM145 47V48H144ZM200 47V48H199ZM222 47V48H221ZM230 47V48H229ZM242 47V48H241ZM256 47V49H253V48H255ZM72 48H74V49H72ZM144 48V49H143ZM159 48V49H158ZM174 48V49H173ZM176 48V49H175ZM201 48H202V50H201ZM203 48H205V50L203 49ZM235 48V49H234ZM252 50H251V49ZM260 48V49H259ZM71 49V52L69 51ZM77 49V50H76ZM79 49H80V51H79ZM85 49H86V51H85ZM142 49V50H141ZM149 50L148 52H147V50ZM171 49V50H170ZM191 49H192V51H191ZM233 50L234 52H235V54H236V52H237V55L239 56V54H240V56L238 57V58H240V57H242V58H244V62H242V64H241V61L239 60V59H237V55H234L233 53L234 52H232L231 50ZM243 49H245V50H243ZM76 50V51H75ZM146 50V51H145ZM159 50V51H158ZM166 52H165V51ZM181 50V52H179ZM185 50V52H183V51ZM188 50H190V51H188ZM204 51L205 52V54H204V52H203V59L202 60H205V63H203V61L201 62V60H199V62H201L202 64H203V66H200L199 68H196V65L194 64V62H191V59L189 58V57H191L192 55H195V57H196V59H197V57H198V54H200L201 55V53L202 52H199V51ZM209 50V49H208ZM210 50H209V52H210ZM228 50H229V53H230V51H231V53L229 54V53H227L228 52ZM252 51V53H251V51ZM258 50V51H257ZM73 51L74 52H76L75 54L73 53ZM161 51H162V54L163 55H165V56H163L162 55V57L165 59V61L164 62H166L165 64H164V66H166V68L165 69H163V64L161 63L160 64V66H159V63H158V61L156 60V59H158V57H157V53L155 54V52H158V53H161ZM256 51H257V55H256V57H254V55L255 54H253L254 52L256 53ZM68 52L70 53V54H68ZM81 52V53H80ZM126 52V53H127ZM138 52V53H137ZM169 52V53H168ZM173 52V53H172ZM175 52H179L182 56V59H185V57H186V59L185 60H181V59H179V58H181V57H179L180 56V54L178 55L177 53V57H178V62H176L177 64L175 65V66H177V68L176 67H174V61H172V60H176V58L177 57H175L174 56V54H175ZM192 53V55L191 56H188L189 55V53ZM197 52H199V53H197ZM208 52V51H207ZM239 52V53H238ZM262 54V55H259L260 53ZM60 53V54H61ZM85 54V55H83V54ZM86 53H88V55L86 54ZM145 55H143V54ZM150 53V54H149ZM151 53L153 54H155L154 56H152L151 55ZM166 53V54H165ZM168 53V54H167ZM184 53H185V55H184ZM194 53V54H193ZM74 54V55H73ZM123 54H125V52L123 53ZM139 54V55H138ZM231 54H233V55H231ZM126 55V54H125ZM124 55V56H125ZM184 55V56H183ZM197 55V56H196ZM199 55V56H200ZM213 55V57H215ZM218 55L220 56L219 58H218ZM231 55V56H230ZM81 56V57H80ZM82 56H83V58H82ZM84 56H85V58H84ZM151 56V57H150ZM70 57L69 56H67V57H65V58H63V59H65L64 60V62H68L69 60H71L70 59ZM75 57V58H76ZM145 57H148V60H146L145 59ZM175 57V58H174ZM204 57H206L205 59H204ZM224 59H222V58ZM230 57V58H229ZM232 57H234L233 59H232ZM236 57V58H235ZM258 57H259V59H261V60H259L258 59ZM137 58H138V60H137ZM140 58H142V59H140ZM149 58H151L152 60H149ZM221 58V59H220ZM242 58H240L241 60H242ZM63 59H62V61H63ZM79 59H81V60H79ZM83 59V60H82ZM84 59H86L85 61H84ZM123 59H125V58H123ZM129 59V58H128ZM146 60V61H142V60ZM171 59V61H169ZM189 59V60H188ZM212 60V62H211V60ZM79 60V61H78ZM168 60V61H167ZM179 60H181L180 61V63H179ZM206 60H207V62H206ZM215 61V65L213 64L214 63V61ZM226 60V61H225ZM81 61V62H80ZM152 61H154L155 63H156V65L155 66H158V67H155V66H153V64L151 63ZM210 61V62H209ZM221 61H222V63H221ZM243 61V60H242ZM141 62H142V65H141ZM146 62H147V64H146ZM168 62V63H167ZM171 62V63H170ZM182 62V63H181ZM188 62V64H194L193 66L191 65V67L189 68V67H183V65L184 66H187L186 65V63ZM190 62V63H189ZM224 62V63H223ZM230 62V63H229ZM139 65H138V64ZM149 63V64H148ZM216 63H218L217 64V66H216ZM233 63V64H232ZM249 63H252V64H249ZM170 66H169V65ZM171 64H172V67H171ZM181 64H183L182 66H180ZM229 64H231V65H229ZM146 65H148V66H146ZM222 65H223V67H222ZM226 65H227V68H226ZM262 65V66H261ZM143 66H144V68H143ZM168 66V67H167ZM206 66V67H205ZM214 66H216V68H217V70H216V68L214 67ZM235 66V67H234ZM244 66V67H243ZM247 66V67H246ZM250 66H252L249 70H251V72L248 70V67H250ZM255 66V67H254ZM149 67H151L150 68V70H149ZM155 67V68H154ZM181 67V68H180ZM185 69V71H184V69ZM203 67V68H202ZM230 67V68H229ZM141 68V69H140ZM160 68H162V69H160ZM168 68V69H167ZM169 68H173L172 70L171 69H169ZM180 70H182V71H180ZM192 68V69H191ZM194 68H195V70H197V72H198V74H195V72L194 71H192V70H194ZM207 70H206V69ZM226 70H225V69ZM254 70H253V69ZM147 69H148V72H147ZM155 69V70H154ZM156 69H158V71L156 70ZM162 70V72L159 74L158 72H160V70ZM175 69H177V70H175ZM200 69H204V70H202L203 72L206 70V74H205V76H202V75H204V73L202 72V74L200 73L201 71H199ZM215 69V70H214ZM224 69V70H223ZM230 69V70H229ZM238 69V70H237ZM243 69H247V70H243ZM139 70L141 71V72H139ZM154 70V71H153ZM189 70V71H188ZM236 70H237V72H236ZM241 70V71H240ZM256 70V71H255ZM220 71H222V72H220ZM243 71V72H242ZM245 71V72H244ZM246 71H247V73L248 74H246ZM145 72H147V73H145ZM156 74H155V73ZM173 72H175V75H174V73ZM183 72V73H182ZM194 72V73H193ZM229 72H231V73H229ZM252 72H254L253 74H252ZM150 73H152V74H154V76H152V78H149L150 76ZM168 73V74H167ZM177 73V74H176ZM184 73H186L185 75H184ZM213 73H214V75H213ZM222 73V74H221ZM234 73H235V75H234ZM251 74V76H250V74ZM171 76H170V75ZM172 74L174 75V76H172ZM192 74L194 75V76H192ZM209 74V75H208ZM220 74V75H219ZM156 75H157V77H156ZM239 75V76H238ZM244 75V76H243ZM255 75V76H254ZM160 76H162V78L160 77ZM179 76H180V78H179ZM209 76V77H208ZM233 76H237V78L235 77H233ZM249 76H250V78L252 77V78H254L255 77V79L253 80L252 78L251 79H249ZM173 77V78H172ZM175 77V78H174ZM212 77V79H213V81H210V79L209 78H211ZM231 77V78H230ZM256 77L259 79H257L256 80ZM171 78V79H170ZM203 79V81H202V79ZM216 78L218 79V81L216 80ZM198 79V78H197ZM211 79V80H212ZM221 79H225V80H222L221 81ZM229 79V80H228ZM231 79V80H230ZM233 79V80H232ZM236 79V80H235ZM238 79H239V82H236V81H238ZM241 79V80H240ZM139 80V79H138ZM137 80V81H138ZM146 80H148V81H146ZM153 80V81H152ZM172 80H174V81H172ZM204 80H208L207 82L205 81V84L203 83L204 82ZM235 80V81H234ZM260 80H261V82H260ZM154 81H156L155 83L157 84V86H156V84L154 83ZM210 81V82H209ZM217 81V82H216ZM234 81V82H233ZM241 81V82H240ZM152 82V83H151ZM222 82V83H221ZM232 82V83H231ZM244 82V83H243ZM246 82V83H245ZM182 83H185V84H183L182 85ZM234 83V85H231V84H233ZM236 83V84H235ZM253 83H255V84H253ZM142 84H144V85H142ZM151 84V85H150ZM153 84V85H152ZM177 84V85H176ZM201 84H199V86L201 85ZM209 84V85H208ZM185 85V86H184ZM228 85V86H227ZM236 85V86H235ZM243 86V87H241V86ZM142 86H144L143 87V91H142V89H141V87ZM153 86V87H152ZM230 86H232V88H233V86H234V88L235 89H232V88H230ZM150 87V88H149ZM178 87L180 88V91H182V92H180L179 91V89H178ZM182 87V88H181ZM240 89H239V88ZM259 87V86H258ZM147 89L149 92H145L146 94H148L147 96H144V95H146V94H144V91H145V89ZM193 88H194V84H193ZM230 90H232L231 92H232V94L230 95L228 92V90L229 89ZM239 89V93L237 94L236 93V91ZM242 88V89H241ZM244 88V89H243ZM178 91H177V90ZM210 89V88H209ZM143 93H142V92ZM151 91V92H150ZM176 91V92H175ZM183 91H184V93H183ZM245 91V92H244ZM250 91H252V92H250ZM140 92L142 93V97H141V94H140ZM179 92V93H178ZM230 92V93H231ZM236 93V95L234 94V93ZM245 93V95H244V93ZM190 93V92H189ZM162 94H165L164 92L162 93ZM174 94V95H173ZM183 97H186V98H183ZM185 95H187V96H185ZM238 95H240V96H238ZM176 96V97H175ZM225 96V97H226ZM232 96V97H233ZM243 96H245V97H243ZM176 98V100H173V99H175ZM188 97V98H187ZM228 98V97H227ZM190 100L189 101V103H191L190 104V106H188V104H184V102H186V103H188V100ZM234 99V100H233ZM237 99V100H236ZM243 99V100H244ZM201 100V99H200ZM236 100V101H235ZM240 102H239V101ZM175 101V102H174ZM176 101H177V103H176ZM132 102V101H131ZM131 102L129 103V105L131 106ZM179 102V103H178ZM180 102H181V104H180ZM193 102V103H192ZM197 102V103H196ZM237 104H236V103ZM170 103V102H169ZM175 104V105H174ZM179 104V105H178ZM183 106V107H182ZM186 106V109L184 108ZM198 106V107H197ZM172 108H176V110L174 111ZM201 110H200V109ZM138 109V110H139ZM143 109V108H142ZM141 109V110H142ZM172 110H173V113H172ZM181 110V111H180ZM189 110V111H188ZM201 111V112H200ZM137 112V114H139V116H143V115H141V114H143V112H145L144 110H142L141 111V113H140V110L139 111H136ZM187 112H190V113H187ZM175 113V114H174ZM191 114V115H190ZM240 117V116H239ZM239 117H238V125H241V127L240 126H238L237 125V128H240V129H242V132H240V133H243L244 131H245V133H243L244 135H243V137L246 135V139L248 140H246L245 139V137L243 138L244 140H246L245 141V148H246V150H244L245 148H243V150H242V148L240 147V144H239V142L236 144V141H234L232 144H233V146L236 148H238V147H240V152H239V154H241L242 153V155L244 156V157H246V155L248 156V154L250 153H252L250 156L252 157V155H253V157L252 158H250V156L248 157V158H250V160H251V162H252V164L253 165H251L250 166V169H253L254 171H255V169L257 168V170L259 171H257L256 170V172H258V173H260V174H264V163H263V161H261V160H264V149L263 150H261V148H264V141H262V142H260V141H257V143H256V141L255 140H257L256 138H253V136H251L252 138V141H251V139H250V135H254V137H256V135L254 134V133H256V129H254L252 126H248V125H245L244 124V122L243 121H240V119H241V117H240V119H239ZM242 122H243V124H242ZM246 126V127H245ZM225 128V130H224V128ZM243 127V128H242ZM244 127L246 128V129H244ZM252 127V128H251ZM202 128V129H201ZM201 128H198V127H196L195 129H193L194 131H192L193 133H195V134H197V136H198V133H199V138H197V136L195 135V134H193L191 131H184V132H187V133H190V134H192V135H194L195 137H193L192 135L190 136V137H193V139H195V141L193 140V141H191L192 140V138H189V135H188V138L187 139H189L190 140V142H192L191 144H190V146L188 145L187 146V144H184V145H182V146H185V148L186 147H188L189 149H190V151H191V148H193L194 150L192 151V153H191V157H192V155L194 156V157H192L191 159L193 160L194 158H196V157H198V153H199V150H200V153H202L203 152V154H199L200 156H199V160L198 161H202V162H199V164H198V162H195V161H197V158L196 159H194V162L193 161H191L192 162V165L194 166V168H195V166H196V172H203L204 174L206 173V171L209 173L208 175L210 176V175H215V173H217V175L219 174V176H221L223 173H224V175H222L221 177H217V175H216V179H215V177H213V179H212V177L210 176V178L213 180H211L213 183H212V185L216 182L217 184L219 183L218 182V179H219V181L222 183V185H225L224 183H226V185H229L230 186V184L231 185H234V186H237V187H240L241 189H243L244 187H246L245 185H247V187L249 188V186H248V183L247 184H245V183H243V181L245 180L244 179V177H245V175H244V173H245V171H246V168H245V166H242L241 164L242 163H240V161H238L237 163H240V165L239 166H241V168H239V167H237L238 165H237V163H234L237 159L235 158V153H233V152H231L232 154H231V156H233L234 158L232 159V157L230 156V150H229V148L232 150V148H234V147H231L232 146V144H231V146H229V148L226 150L225 149V147L227 148V143L226 144H224L223 146H225V147H223L222 146V148H224L225 149V151H223V149L221 148V150H217V153H219V154H216V152L214 153V151L213 150H215V149H218L217 147H215L214 149H212V151H213V153H211V155L213 154L214 155V157L213 156H211V155H209L208 153H206V151L205 150H201L202 148H200L199 149V147L200 146H202V145H204V146H208V144L209 143H212V142H214L215 140L218 142V143H212V144H214V146H216L217 144H219L220 142H222V144L225 142V140H220L217 136H215V137H213L212 135H210V136H208V135H206V134H204V132L206 133H209L210 132V130H208V128H203V127H201ZM227 126H222V129L224 130V131H226L227 129ZM222 129H219L218 128V130H219V132H221L222 131ZM250 129H253L252 130V132H254V133H252V132H250L251 130ZM259 129V128H258ZM195 130H196V132H195ZM205 130V131H204ZM229 130V129H228ZM244 130V131H243ZM248 130V131H247ZM240 131V130H239ZM263 131H264V129H263ZM200 132H202V133H200ZM247 132V133H246ZM248 132H249V134H248ZM186 133H184V137L185 136H187V135H185ZM201 134V135H200ZM205 135V137L207 136L208 137V139H206L205 137H203L204 135ZM222 134V133H221ZM257 135H258V133H256ZM249 135V136H248ZM201 136V137H200ZM259 136H261V135H259ZM263 137H264V134L262 135ZM175 138V137H174ZM173 138V140H175ZM183 138V137H182ZM186 138V137H185ZM203 138V140H201ZM258 138V137H257ZM261 138V140H263L262 139V137H260ZM260 138H258L259 140H260ZM200 139V141H202L201 143L198 141V140ZM179 140V139H178ZM178 140H175L174 142H177ZM197 140V141H196ZM208 140H210L209 142H208ZM204 141V142H203ZM253 141H255V142H253ZM184 142V141H183ZM196 142H198L197 144H195ZM178 143V142H177ZM202 143H204V144H202ZM206 143V144H205ZM254 145V149H253V145ZM258 143H262L261 145L260 144H258ZM193 144H195V145H193ZM199 144H201V145H199ZM210 145L209 146V149L207 148V146H206V148L204 147V146H202L203 148H205L206 150L208 149L209 150V152H212V151H210V148L211 147H214L213 145ZM221 144V143H220ZM247 144V145H246ZM259 145V148H257V146ZM177 144H175V146H176ZM178 145H180V144H178ZM197 145V146H196ZM236 145V146H235ZM256 145V146H255ZM180 147L179 146V148H184V147ZM219 146V145H218ZM249 146H251L252 148H250ZM260 146H262L261 148H260ZM178 147V146H177ZM191 147V148H190ZM256 147V148H255ZM176 148V147H175ZM247 148H249L250 150H251V152L249 151V149H247ZM255 149H257L258 151H256ZM229 150V151H228ZM237 150V149H236ZM253 150H254V152H253ZM226 152V151H228V153L226 152V154H224L223 152ZM245 151V152H244ZM255 151L257 152V153H259V155L257 154V153H255ZM262 151V152H261ZM208 152V151H207ZM222 152V153H221ZM247 152V153H246ZM253 153H255V155L253 154ZM204 154H208L210 157H211V161L210 160H207L206 159V156L204 155ZM221 154V155H220ZM228 154V155H227ZM262 154V155H261ZM217 155V156H216ZM222 155H223V157H222ZM225 155H227V156H225ZM258 155V156H257ZM220 156V157H219ZM256 156V158H254ZM260 156V158H261V160L258 158L257 159V157H259ZM208 157V156H207ZM209 157V158H210ZM217 158V160H216V158ZM224 157H225V159H224ZM230 159H229V158ZM176 158L178 159V161H179V164H180V160H179V158L176 156ZM190 158V157H189ZM208 158V159H209ZM215 160H214V159ZM218 158L219 159H221V160H219L218 161ZM247 158V157H246ZM254 158V159H253ZM203 159V160H202ZM206 159V160H205ZM213 159V160H212ZM234 159H235V161H234ZM190 160V159H189ZM189 160H188V163L187 162H185V163H187V164H183L184 162L183 161H181V162H183L182 164L183 165H179L178 164V162H175V165L173 166V165H171L172 167H173V169H175V168H177L178 167V169H180V170H178V174H177V172H175V171H177V169H175L174 170V174L175 175H177L178 176V178H179V175L181 174V176L183 175V177H185V176H188V174H189V172L191 171L192 173L193 172H195V169L193 168V167H190V165H191V162H189ZM205 160V161H204ZM222 160H224V161H222ZM206 161H208V162H206ZM230 161H232V162H230ZM234 161V162H233ZM205 162V163H204ZM173 162H171V164H172ZM200 163H203V164H201V166H202V168H201V166H200ZM225 164V165H223V164ZM228 163L230 164V163H233L232 165V169L230 168V166H231V164H230V166L228 165ZM205 164H207L208 165V167L210 168H207L206 166H205ZM190 167V171L189 170H187L188 169V166ZM191 165V166H192ZM183 166V167H182ZM199 166H200V168H201V170H199L200 168H199ZM221 166H222V168L224 167L225 169V171H222L223 169L221 168ZM253 166H255V168H253ZM218 167V168H217ZM230 168V170H229V168ZM234 167H236V168H234ZM183 168H185V169H183ZM191 168H193V169H191ZM227 168V169H226ZM260 168L262 169V170H260ZM173 169L171 168V170H172V172H173ZM182 169V170H181ZM209 169V170H208ZM217 169H222L221 170V172H218L219 170H217ZM236 169L238 170V171H236ZM242 169H244V171L242 170ZM211 170V171H210ZM213 170V171H212ZM215 170V171H214ZM187 171H189V172H187ZM240 171V172H239ZM187 172V173H186ZM195 172V173H196ZM213 172H214V174H213ZM234 172H235V174H234ZM237 172V173H236ZM242 172V174H240ZM211 173V174H210ZM174 174H172V175H174ZM207 174V173H206ZM233 175V176H230V175ZM237 174V177L235 176ZM239 174V175H238ZM244 176L241 180L239 179V177L241 178V176ZM176 176V177H177ZM226 177V178H225ZM232 177H234V180L237 178V180H233V178ZM236 177V178H235ZM246 178V177H245ZM244 179V180H243ZM229 180H230V182H229ZM231 180H233V182L231 181ZM215 181V182H214ZM223 181V182H222ZM226 181V182H225ZM240 181L243 183V184H245L244 186H243V184L242 183H240ZM235 182V183H234ZM260 183H262V182H259L258 184H260ZM218 185H220L221 186V184L219 183ZM225 185V186H226ZM239 185V186H238ZM246 187V188H247ZM245 189V188H244ZM251 190V189H250ZM252 190H254V189H252ZM252 192H254L256 195H257V192H255V191H252ZM251 192V196L250 195H248V198L246 199V210H247V212H251L252 214H254L255 215V217L257 216L256 214H260L259 215V217H261L262 219H260V218H258V217H256L257 218V225H256V227H257V230L260 228V230H258L259 231V235H260V237L259 238H262V237H264V228L262 229L261 228V226L263 225L261 222L263 221V223H264V218H263V216H264V196L263 195H260L259 194V196H257V197H260V199H263L261 202H260V199H259V201L257 200V199H255L254 197H253V195H255L254 193H252ZM255 195V196H256ZM256 197V198H257ZM260 204H262V205H260ZM217 206V204L215 203V204H212L211 205V207L209 208V209H207L206 211H208L207 213H206V211H205V213H206V215H205V213H204V217H201L200 219H199V221H198V225H197V231H198V233H200V235L203 237H201V240H202V242L203 241H207V245H206V242H203L204 243V245H205V247L208 249V253H210V251H211V253H210V255H212V256H216V257H219L220 259H221V263L222 264H229V262L231 263V264H238L240 261H241V259L242 258H245V255L241 252L242 250H243V248H242V244H239V243H243L244 244V242L247 240V239H243V238H245V236H247V235H245L244 236V233H246L247 234V232L248 231H246V230H242V229H240L241 227H240V225H239V222H238V220H237V218L236 217H234V216H232V215H228V214H224V212L225 211H223V210H221V209H219L218 208V206ZM259 206V207H258ZM262 208H261V207ZM256 207H257V209H259L258 210V212H257V209H256ZM215 208V209H214ZM253 209V210H252ZM255 209H256V211H255ZM262 209V210H261ZM211 212H210V211ZM215 210H217V211H215ZM221 211H223V212H221ZM254 212V213H253ZM255 212H256V214H255ZM220 213H222V214H220ZM263 214V215H262ZM228 215V216H227ZM225 218H224V217ZM227 217V218H226ZM229 218V219H228ZM225 219H227V220H225ZM229 220V221H228ZM262 220V221H261ZM260 222V223H259ZM261 224V226H259V224ZM231 224V225H230ZM235 224L237 225L238 224V226L236 227L235 226ZM233 225V226H232ZM229 226H231V227H229ZM235 227V228H234ZM240 227V228H239ZM264 227V226H263ZM236 229L235 230V232H234V229ZM229 229H230V231H229ZM233 231H232V230ZM239 230H240V232H239ZM263 230V231H262ZM238 231V232H237ZM241 231H243V232H241ZM246 231V232H245ZM232 232V233H231ZM260 232L262 233V234H260ZM240 233H243V234H240ZM249 234H250V231L248 232ZM229 235L231 236V237H229ZM240 235V236H239ZM263 235V236H262ZM249 236V235H248ZM229 238H231V239H229ZM237 240H235V239ZM239 238H241V239H243L242 241L243 242H239L240 240H239ZM230 240V241H229ZM232 240V241H231ZM228 242L227 244L225 243V242ZM236 241V243H234ZM246 242H248V240L246 241ZM224 243L226 244V245H224ZM238 243V244H237ZM223 244V245H222ZM233 244L234 245V248H231L230 250L232 251V254H231V252H230V250H228L229 249V247H231V245ZM136 245H139L138 244V242L137 241H134V247H137ZM218 245V246H217ZM220 245V246H219ZM233 245H232V247H233ZM142 245H140L139 247H137L138 249L140 248L141 250H142V247H141ZM210 246V247H209ZM225 248H224V247ZM226 246H227V249H226ZM235 246L237 247L236 249V251H238V247H239V251L238 252H236V251H234L233 252V249H235ZM221 247V248H220ZM222 247H223V249L224 250H221L222 249ZM213 248H215V249H213ZM216 248H218L219 250H221V252H224V253H222L221 254V256H220V251L218 250L217 251V249ZM158 249V248H157ZM209 249H211L210 251H209ZM148 250V254H146V253H144L145 251H147ZM153 250H156V249H153ZM153 250L152 249H149V248H147L146 250H145V248H144V250H142V251H144V252H142V251H139L138 252V256H135V257H137L136 259H134V258H131L132 260H134V261H132L131 259H129V260H127V261H125V263L124 264H126L128 261L131 263V264H148L149 262V264H151V263H153V264H165L164 262V260H166V259H168L169 261H167V264H170V262L171 263H173V264H177V262H182L183 264L185 263V264H188L189 263V261H190V263L189 264H192V262H191V259L190 258H188L189 256H187V254H183V253H180V252H175L176 253V255H175V257H171V255L167 258L165 255L166 254H164V256L166 257H164L163 259H160L159 257V254L158 253H160V251H158V253L156 252V251H154V252H156V253H154L153 252ZM213 250V251H212ZM216 250V251H215ZM227 251V254H226V251ZM150 251H152L151 252V254L152 255H150L149 253H150ZM215 251V252H214ZM229 251V252H228ZM260 251V252H259ZM259 251H256L255 253L257 254V252H259L258 254L259 255H256L255 253V256L257 257V260L255 261V264H264V252H262L261 250H259ZM264 251V250H263ZM216 253V254H215ZM235 253H240L241 255L243 254L244 255V257L243 256H240V254L238 255L237 254V256H236V254L234 255ZM155 254H157V255H155ZM214 254V255H213ZM231 254V256L228 258L227 256H229ZM154 255H155V257L157 256V260H159L158 262L159 263H157V260H153L154 259ZM223 255V256H222ZM224 255H226V257H227V259H226V257L224 256ZM234 255V256H233ZM150 256H151V258H150ZM186 257V258H184V257ZM140 257V258H139ZM153 257V258H152ZM176 257H177V262H176ZM224 257V258H223ZM261 257H262V259H261ZM142 258V260L143 261H138L139 259H141ZM138 259V260H137ZM145 259H147V260H145ZM148 259H152L151 261H149ZM224 259L226 260V262L224 261ZM231 259V260H230ZM137 260V261H136ZM182 260V261H181ZM228 260H229V262H228ZM225 263H224V262ZM127 263V264H130V263ZM169 262V263H168ZM237 262V263H236ZM182 263H180V264H182ZM220 263V264H221Z\"/></svg>",
  "mask_w": 264,
  "mask_h": 264
}]
</instances>
